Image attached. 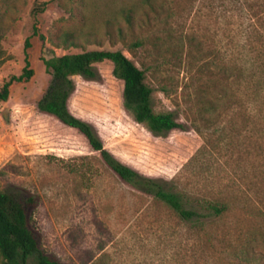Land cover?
<instances>
[{"label": "rangeland", "instance_id": "obj_1", "mask_svg": "<svg viewBox=\"0 0 264 264\" xmlns=\"http://www.w3.org/2000/svg\"><path fill=\"white\" fill-rule=\"evenodd\" d=\"M62 3L0 0V86L20 73L28 36L32 71L0 102V189L33 199L26 222L44 253L66 264H264V0ZM33 24L45 37L68 31L83 48L120 50L143 70L153 110L182 128L155 135L136 122L107 60L96 79L71 77L68 110L120 162L220 214L180 219L36 109L49 80L41 58L81 49L41 43Z\"/></svg>", "mask_w": 264, "mask_h": 264}, {"label": "trees", "instance_id": "obj_2", "mask_svg": "<svg viewBox=\"0 0 264 264\" xmlns=\"http://www.w3.org/2000/svg\"><path fill=\"white\" fill-rule=\"evenodd\" d=\"M63 8L62 0H56ZM43 10V4L33 5L30 16L35 22L36 13ZM124 17L128 20L127 14ZM31 35H37L41 43L47 42L53 48L67 49L79 47L74 53L51 55L41 58L44 71L49 80L35 102V107L42 113L49 114L62 124L76 129L86 139L89 147L98 153L103 163L119 177L140 192L151 195L168 206L180 219L190 221L203 215H217L223 210L222 205L205 201L201 213L188 207L178 192L165 186V182L145 176L120 162L107 151L94 128L86 121L73 115L67 108V99L74 88L72 76L78 75L86 79L98 78L95 64L107 60L111 63V74L122 82V106L131 114L133 119L145 126L155 135H163L174 128L183 125L174 118L171 111H154L151 105L152 89L145 82L144 72L139 69L120 50L86 49L68 31L54 35L50 31L45 37L37 33L32 25ZM30 46L29 36L23 40L24 64L18 75H12L0 86V102L8 98L9 86L13 80L19 82L31 76L26 49ZM253 79V77H251ZM33 199L20 191L7 192L0 189V264H66L49 257L27 226L25 208Z\"/></svg>", "mask_w": 264, "mask_h": 264}]
</instances>
